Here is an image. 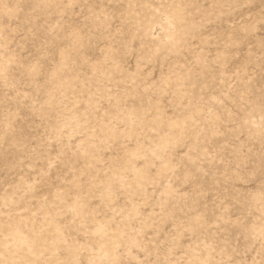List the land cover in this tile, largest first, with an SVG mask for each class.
Segmentation results:
<instances>
[{
	"label": "rangeland",
	"instance_id": "374dc122",
	"mask_svg": "<svg viewBox=\"0 0 264 264\" xmlns=\"http://www.w3.org/2000/svg\"><path fill=\"white\" fill-rule=\"evenodd\" d=\"M262 19L261 0H0V259L261 264Z\"/></svg>",
	"mask_w": 264,
	"mask_h": 264
},
{
	"label": "snow or ice",
	"instance_id": "6c2138e0",
	"mask_svg": "<svg viewBox=\"0 0 264 264\" xmlns=\"http://www.w3.org/2000/svg\"><path fill=\"white\" fill-rule=\"evenodd\" d=\"M261 16L262 18H264V0H261ZM261 28L262 30H264V19H262L261 21ZM260 49H261L262 61H264V36H261L260 38ZM262 81H264V76H262ZM262 108H264V96H262ZM261 126L264 127V117H262ZM262 177H264V169H262ZM262 193H264V179H262ZM261 235L262 237H264V229H262ZM262 243H264V239H262ZM0 264H18V262L2 259L0 260ZM20 264H39V262L23 261L20 262ZM46 264H52V262H46ZM80 264H84V262L81 261ZM87 264H93V262L88 261ZM143 264H151V262L144 261ZM225 264H234V262L232 260H228L227 262H225ZM252 264H255V262L253 261ZM261 264H264V261H262Z\"/></svg>",
	"mask_w": 264,
	"mask_h": 264
},
{
	"label": "bare ground",
	"instance_id": "6f19581e",
	"mask_svg": "<svg viewBox=\"0 0 264 264\" xmlns=\"http://www.w3.org/2000/svg\"><path fill=\"white\" fill-rule=\"evenodd\" d=\"M176 15H177V13H176V11H173V13L171 14V18L172 19H175L176 18ZM169 17V16H168ZM178 20V19H177ZM177 125V124H176ZM113 136V135H112ZM168 142V141H167ZM158 148V147H157ZM137 150H134L133 152H132V155H134L135 153H139V152H137L138 151V148H136ZM153 151V150H152ZM130 163V162H129ZM165 164V163H164ZM124 167V166H123ZM162 167H163V165H162ZM165 167V166H164ZM164 167H163V169H164ZM167 168V167H166ZM165 168V169H166ZM98 225V224H97ZM100 225V224H99ZM57 227V226H56ZM95 228H96V226H95ZM59 230V229H58ZM58 230H57V232H58ZM97 230H100V227H98L97 228ZM8 234H9V236L11 237V239H12V241L14 242V244H17V246H21V245H26V248H27V250L28 251H30V252H34L35 251V248H34V245H29L28 243H27V240H26V238H24L22 235H21V232H20V230L17 228V227H12V228H9L8 229ZM102 234V233H101ZM115 237V236H114ZM114 239V238H113ZM59 240V239H58ZM54 243V242H53ZM58 243V242H57ZM54 247V246H53ZM32 255V254H31ZM30 255V256H31Z\"/></svg>",
	"mask_w": 264,
	"mask_h": 264
},
{
	"label": "clouds",
	"instance_id": "9594fccd",
	"mask_svg": "<svg viewBox=\"0 0 264 264\" xmlns=\"http://www.w3.org/2000/svg\"><path fill=\"white\" fill-rule=\"evenodd\" d=\"M5 248L8 249V251H7L6 254H4V258H3V259H7V260H9V259H8V255H13L14 253L11 252V249L8 248L7 245H5ZM262 248H264V243H262ZM0 260H2V259H0ZM10 261H11V260H10ZM261 262H262V261H261Z\"/></svg>",
	"mask_w": 264,
	"mask_h": 264
}]
</instances>
